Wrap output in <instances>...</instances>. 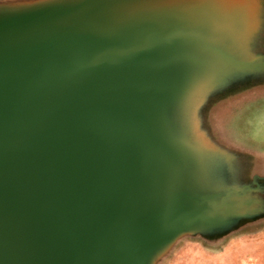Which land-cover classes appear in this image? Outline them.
<instances>
[{
  "label": "water",
  "instance_id": "95a60500",
  "mask_svg": "<svg viewBox=\"0 0 264 264\" xmlns=\"http://www.w3.org/2000/svg\"><path fill=\"white\" fill-rule=\"evenodd\" d=\"M263 11L0 3V264H154L264 212V175L245 170L260 157L221 124L264 88Z\"/></svg>",
  "mask_w": 264,
  "mask_h": 264
},
{
  "label": "rangeland",
  "instance_id": "374dc122",
  "mask_svg": "<svg viewBox=\"0 0 264 264\" xmlns=\"http://www.w3.org/2000/svg\"><path fill=\"white\" fill-rule=\"evenodd\" d=\"M23 1L29 0H0V3ZM258 2L264 9V0ZM243 99L245 102L240 106L243 112L230 109L227 122L222 126V135H230L234 147L256 152L260 157L249 159L245 169L247 175H264V88L246 93ZM258 100L256 106H250L249 102ZM254 197L264 207V190ZM154 264H264V212L239 220L221 235L184 234Z\"/></svg>",
  "mask_w": 264,
  "mask_h": 264
},
{
  "label": "crops",
  "instance_id": "0c3cea01",
  "mask_svg": "<svg viewBox=\"0 0 264 264\" xmlns=\"http://www.w3.org/2000/svg\"><path fill=\"white\" fill-rule=\"evenodd\" d=\"M254 92V91H253ZM251 93V92H250ZM253 99V98H252ZM245 99H243V97L242 98H239L237 101H235L234 103H232V105L231 106H229L228 108H227V110H228V112H227V110H226V112L227 113H225L224 114V116H223V119L221 120V124H222V126L224 127V124L227 122V117H228V115H229V112H230V109L231 108H234V110L235 109H237L236 111H239V112H243L240 108V106L245 102L244 101ZM250 101H252V100H250ZM259 102V100L257 101V102H255V101H253V102H249V104H250V106L251 107H254V106H256V103H258ZM233 117V116H232ZM227 126H228V124H227ZM227 126L225 125V127L227 128ZM231 136L230 135H226L225 136V139H227V140H229V141H231Z\"/></svg>",
  "mask_w": 264,
  "mask_h": 264
}]
</instances>
